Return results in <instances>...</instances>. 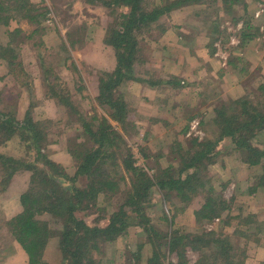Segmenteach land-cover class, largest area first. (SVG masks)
I'll return each instance as SVG.
<instances>
[{"label":"rangeland","instance_id":"rangeland-1","mask_svg":"<svg viewBox=\"0 0 264 264\" xmlns=\"http://www.w3.org/2000/svg\"><path fill=\"white\" fill-rule=\"evenodd\" d=\"M51 1L53 4V12L55 13L56 11L59 13L58 17L61 21L65 22L72 19V23L68 24V28L73 33H71L72 39L76 42L75 48L78 52L71 47L70 36H67V43L60 42L63 37L61 35L62 33H59L56 25L45 27V29L49 30V32H45L48 33L44 38L45 41L40 37L36 44L39 48L33 52L34 54L25 51L24 57L21 58L23 67L25 64L29 69L30 73L25 71L28 77L23 75L19 80L14 79L10 76V70L7 67L8 73L1 78L4 80L0 81V99L2 101L0 109L6 113L17 115L16 117L22 120L30 105H34L32 117L36 122H42L48 125L49 128L45 154L51 160L60 164L71 178L75 177L77 169L74 160L68 152L70 147L67 142L74 140L77 136H81V128L75 119L73 121L76 124L74 123L73 128L72 125H69L71 127L66 125L69 110L64 103H61L63 101L73 102L79 111L83 113L84 117L97 115L108 118L116 128L118 127V130L131 148L133 158L136 162L135 166L147 169L149 175L153 178L168 171L170 167L173 169L178 168L186 151L191 149L190 145L192 144V140L197 139L198 142H204L205 140L215 139L219 130V127L215 123V119L217 118L215 109L222 107L224 105L223 103L226 102L225 104L227 105L224 106H227L228 109L231 101L234 102L244 98L248 99L251 104H257L260 100L263 101V91L260 90V87L264 86V75L257 73L254 74V77L250 76L253 78H249L246 81L247 85L245 84L246 86H243V93H240V95L242 94L241 97L230 98V95H228L227 100L216 98L211 116L199 112V110H194V107L190 108L193 111L186 113L189 117L188 119L192 120L184 118L185 115L183 117L185 112L176 114V109L165 111L162 114L158 112L159 100H166L168 103H171L182 102L184 99L181 96L171 99L170 94L172 91L170 89L167 88L168 91L163 90L162 85L153 86L152 84L156 81L153 80L151 82L153 76H147L145 74L146 67L143 64L146 63L149 54L154 50L162 49L164 46L163 37L169 28L168 22L172 23L170 19L172 12L182 10L188 6H194L187 5L163 16L152 26V31L144 32L142 39L139 41V60L135 63L132 75L130 79H125L117 87V96H121L127 106V121L135 127V130L134 128L131 129V135H127L116 122L109 118L108 110L100 107L96 99L99 94V79L104 74L111 75L117 68V60L113 48L103 43L104 41L101 42L100 48L95 47V39L99 33V18L105 17L104 15L109 16V10L106 11V9L102 8L99 12L90 14L89 16L92 17H88V19L84 18V23L81 22L83 25H80L81 23H76L77 21L75 22L74 19L88 15L87 11L85 12L81 6L85 0ZM246 1H251L252 5L255 2L260 3L258 5L260 11L256 12L255 17H259L260 14L264 13V0H245V4ZM162 2L163 0H144L143 4L151 9L153 4H161ZM72 3L74 4V9H71ZM217 5L207 3L206 8H210L207 16L210 17L216 14ZM243 5L240 6L243 7ZM236 8L235 12L237 10V13H235V17L233 15L229 16L233 20L229 19L222 26L224 29L222 30L224 32L221 38L224 42H222V45L228 48V51L230 46L235 45L233 40L235 42L242 41V33L239 31V26H244L248 20H255H251L247 15L242 16L240 12L243 10ZM49 11L48 18L50 17L52 19L54 16L51 10ZM104 19L105 22L108 21L106 18ZM234 19L238 20L234 22ZM204 25L205 27L210 26L208 23ZM104 26L106 28L107 23ZM208 28L210 32L211 27ZM1 31L6 32V28L3 25H0V34ZM103 34L105 40L106 32L104 31ZM208 37L210 38L209 45L211 46L214 42V34ZM225 38L229 39L228 42H226ZM258 38L257 43L261 45L259 46V51L261 53L262 63L264 59V26L260 27V36ZM94 49H100L102 56L96 55ZM99 66L103 69H99ZM75 67L77 68V72ZM148 77L149 79H147ZM156 77L158 76L154 78ZM50 87H55L56 91L62 94L61 96L64 97V100L57 99L58 102L55 99H50L48 97ZM145 87L149 91L138 89ZM33 88L36 98L34 103L32 102L30 92ZM164 88L166 87L164 86ZM223 93L225 94V92ZM219 96L220 94L218 93ZM178 110L181 112L184 111L183 109ZM158 116L160 118L165 117L166 120L158 119L154 121V117ZM196 121L199 122V126L196 130H193L192 124ZM77 128L78 131L75 130ZM259 134H257L252 144L257 146L258 149H262L264 148V136L261 138L258 136ZM27 145L30 144L23 143L20 137L17 136L12 139L9 147H1L0 152L2 154L5 153L6 156L26 160L30 153ZM217 152L218 154L213 158L214 163L210 164L206 172L203 173L207 184L202 190L198 191V194L192 196V201L189 205L185 206L176 193L170 194L155 187L152 189L151 205L146 213L147 218L151 220V224L155 228L163 232L175 230H179L182 233L195 234L215 232L225 236H231L234 245H238L244 251V264H263L264 261L260 262L259 258L264 255V225L262 224L264 223V208L257 201V197H253L254 194H250L249 191L255 184H258V178L263 174V169L261 166L251 167L244 163L245 160L242 154L233 145L231 139H229L228 143L219 145ZM118 154L115 161L112 159L106 160L104 170L107 171V174L112 173L113 175L117 174L118 178L123 177L125 181L121 184L126 183V185L123 186L122 191L126 192L132 175L126 172V167L123 163L125 157L120 155V152ZM240 168H245L247 173L244 174V171L239 173ZM189 172H192V170ZM170 173L175 177L178 176V171H172L170 169ZM30 180V172L21 170L16 173L10 185L6 188V191L3 192L5 194L4 196H13L18 199V203H21V195L28 190ZM87 184V179L80 177L76 178L74 185L77 189H83L87 187ZM122 195L116 192L109 193L106 196L101 195L98 205L88 211H77L76 215L80 219L85 220L90 226L99 223L102 224L103 221H106V218H109V215L117 212L121 204ZM208 198H213L218 203L222 200L228 204L230 203V210L223 213V217L198 224L196 222L195 212L204 206ZM259 207L263 209L260 212L261 214L250 213L252 211L259 212ZM20 210L21 212L23 211L21 204ZM42 218L50 222L51 228L55 230L60 228V225L50 215H44ZM6 222H8L6 219V209L3 208L0 209V254H3V256H0V264H21L22 262L18 261L20 258L17 257L20 256L17 255V252H20L21 255L25 254L27 256V254L9 232L8 228H6ZM242 233H245L246 236H242ZM144 238H146V234L143 232V229L137 224L131 225L125 236H121L114 242L102 245L101 252L96 253L94 258L101 264H147V259L153 254V246L150 243H146V241L143 244ZM58 240V238H53L49 241L43 258L46 264H62V254L59 249ZM140 246H142V249ZM139 252L140 254H138ZM187 256L190 264H196L199 260L200 253L188 250ZM15 258L17 260L14 261ZM26 258L27 263L28 257ZM177 262L178 259L175 253H167L166 259L163 260L164 264H176Z\"/></svg>","mask_w":264,"mask_h":264},{"label":"trees","instance_id":"trees-1","mask_svg":"<svg viewBox=\"0 0 264 264\" xmlns=\"http://www.w3.org/2000/svg\"><path fill=\"white\" fill-rule=\"evenodd\" d=\"M84 3L109 10V16L99 18V27L105 29L104 43L113 48L117 68L111 75L104 74L99 79V94L96 99L100 107L108 110L109 118L127 135H131V129L135 130V127L127 121V106L123 98L117 96V87L132 75L135 63L139 60V41L144 32L152 31V26L163 16L187 5L221 4L229 14H234L237 6H246L245 0H163L161 4H153L151 9L143 4L144 0H85ZM49 13L48 8L37 6L31 0H0V25L4 27H9L12 20H27L37 26L34 33L42 36L45 33L43 23ZM104 18L108 21L105 22ZM72 34L68 35L70 45L78 52ZM9 39L6 46L0 42V60L7 62L12 78L19 80L23 75L28 77L19 50L29 37L24 36L21 29H15L9 31ZM247 40L249 35L244 31L241 43L245 44ZM75 70L77 72L76 67ZM49 90L50 99L64 100L55 87H50ZM260 90L263 91V101L260 100L257 104H251L244 98L229 101L231 105L228 109L224 106L227 105L226 102L215 109V123L219 127L215 139L204 142L192 140L191 149L186 151L178 168L170 167L172 171H178L176 177L169 169L153 178L147 169L136 167L132 150L118 127L104 116L84 117L73 102L63 101L61 103L69 110L66 125H72L73 128L76 121L81 128V136L67 142L70 147L68 152L77 169L75 177L71 178L60 164L45 154L49 128L32 117L34 105H30L22 120L17 115L0 109V148L8 146L17 136L23 143L30 144L27 145L30 153L26 160L0 152L2 192L6 191L16 173L21 170L31 173L28 190L21 195L23 211L5 223L26 252V264H46L44 253L53 238L59 239L62 264H101L94 255L101 252L102 245L125 236L128 228L135 224L146 234L143 244L146 241L153 246V254L147 259V264H164L167 253L177 255L176 264H190L188 250L200 253L196 264H244V251L234 245L231 236L215 232H163L151 224L146 213L151 205L152 189L155 187L163 192L176 193L185 206L189 205L192 196L198 194L207 184L203 173L214 163L213 158L218 154L219 145L228 139L232 140L242 154L244 163L251 167L261 166L263 169L258 184L249 190L250 194L264 188V148L258 149L252 144L257 134L264 131V86ZM30 92L34 103V88ZM75 130L78 131V128ZM119 152L125 157L123 163L126 172L132 175L126 192L122 191L126 183L121 184L125 179L118 178L117 174H107L104 170L106 160L115 161ZM80 177L87 179L86 188H75L76 178ZM113 192L123 194L121 204L117 212L109 215L102 224L90 226L76 215L77 211H88L98 205L101 195L106 196ZM229 210L230 203L224 200L218 203L215 199L208 198L204 206L195 212L196 222L201 224L204 221H213L223 217V213ZM44 215H50L60 228H51L50 222L42 218ZM242 236L246 234L242 233Z\"/></svg>","mask_w":264,"mask_h":264},{"label":"crops","instance_id":"crops-1","mask_svg":"<svg viewBox=\"0 0 264 264\" xmlns=\"http://www.w3.org/2000/svg\"><path fill=\"white\" fill-rule=\"evenodd\" d=\"M31 2L37 6H46V8L51 10L54 19H51L50 17L47 18V20L43 23V26L45 28L56 25L59 33H62L61 35L63 37L60 42L64 44L67 43V36L72 33L68 28V24L72 23V19L65 22L61 21L58 17L59 13L56 11L55 13L53 12V4L51 0H31ZM259 4V2H255V4L252 5L251 1H246V6L243 5V7L238 6L236 8L238 10H243L240 12L242 16L247 15V17L251 20H255H248L245 22L244 26H239V31H241L242 34L246 31L249 35V40H247L245 44H242V41H239L236 42L234 46H230L227 53L228 57H222L221 51L217 48V44H222L223 42V39H221L224 35V32L222 31L224 29L222 26H224L229 19L233 20V18H230L229 16L233 15V17H235L234 15L237 13V10L234 14H229L225 12L221 4H218L216 7V14L210 17L207 16L210 10V8H206L207 5H194L193 7L188 6L182 10L180 9L172 12L170 15L172 23L168 22L169 28L163 37V44L165 43L164 46L162 49L154 50L151 54H149L146 63L143 65L146 67L145 74L147 76H153L151 82H153V80L156 81L152 84L153 86L162 85L161 87L163 90L168 91V89H170V91H172L170 94L171 99L181 96L184 100L182 102L171 103H168L166 100H157L159 102V113L162 114L165 111H172L176 109V114L185 112L183 117L185 115L184 118L188 119L189 117L186 113H188V111H193V109L190 110V108L194 107V110H199V112H203L208 116H211L213 112V104L216 98L227 100L228 95H230V98H239L242 95H240V93H243V86L247 85L246 81H248L249 78H253L254 74L257 73L264 75V59L261 63V53L259 51V46L261 45L257 43V40H259L258 36H260V27L264 26V13L260 14L259 17H255L256 12L260 11L258 6ZM81 6L85 12L87 11L88 15L74 19L75 22L77 21L76 23L79 24L81 22L84 23V18L88 19V17H92L89 16L90 14L101 10V7H93L85 3ZM71 7V9H74L73 3ZM96 9L98 10L96 11ZM237 20L238 19H234V22ZM83 23L80 25H83ZM206 23L210 25L208 27H211L210 32V29L204 25ZM5 28L6 32L1 31L0 34V42L4 46H6L10 41L9 31L21 29L24 32V35L29 37V39L20 46L19 51L21 58L24 57L25 51L34 54L33 52L39 48V46H36L37 40L40 37H42L43 40L48 34L45 33L42 36L36 35L34 32L37 29V26L27 20H12L10 22V26ZM104 31L105 29L99 27V33L95 39L96 48H100L101 42L104 41ZM45 32H49V30L45 29ZM211 33L214 34V42L210 46V38L208 36L212 35ZM228 40L229 39L227 38L226 42H228ZM47 51L49 52V50ZM94 52L96 55L98 54V56H102L100 49H94ZM225 58H227V60H225ZM0 62V81H3L4 79L1 78L7 75L8 64L3 60ZM98 68L103 69L102 67L100 68V66ZM24 69L27 73H30L25 64ZM155 76H158L156 77L157 79L154 78ZM171 78L174 79L171 80ZM147 79H149V77ZM164 86L166 88H164ZM138 89L146 90V87ZM146 91L149 90L147 89ZM223 92H225V94ZM218 93L220 94L219 97ZM178 109H183L184 111L181 112ZM158 119L166 120L165 117H154V121H157ZM258 136L263 138L264 132H261ZM228 142L229 139L223 141L222 143ZM242 171H244V174L247 173L245 168H240L238 172L240 173ZM1 180L2 178L0 175V184ZM4 195L5 194L1 191L0 186V209H6V219L9 221L12 217L21 213V203H18V199L13 196L5 197ZM253 197H257V201H259L264 208V188H260L258 192L253 195ZM258 209L259 212L252 211L250 213L254 214L263 211L261 207ZM13 212L14 214H12ZM17 253V255L20 256L17 257L20 258L18 261H21V264H25L27 256L25 254L21 255L20 252ZM0 256H3V254H0ZM17 258H15L14 261L17 260ZM259 261H264V255L260 256Z\"/></svg>","mask_w":264,"mask_h":264},{"label":"built area","instance_id":"built-area-1","mask_svg":"<svg viewBox=\"0 0 264 264\" xmlns=\"http://www.w3.org/2000/svg\"><path fill=\"white\" fill-rule=\"evenodd\" d=\"M233 43L236 44V42H235L234 40H233ZM217 48L221 51L222 57L227 56L228 48L223 47V45L220 44V43L217 44ZM223 48H224V49H223ZM225 60H227V58H225ZM198 126H199V122L196 121V122H194V123L192 124V129H193V130H196V129L198 128Z\"/></svg>","mask_w":264,"mask_h":264}]
</instances>
